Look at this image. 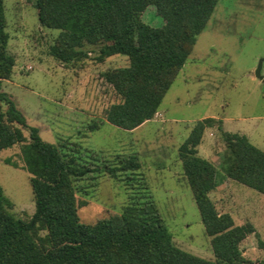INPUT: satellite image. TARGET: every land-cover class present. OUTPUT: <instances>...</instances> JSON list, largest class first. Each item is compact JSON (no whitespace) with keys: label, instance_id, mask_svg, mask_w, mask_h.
I'll return each instance as SVG.
<instances>
[{"label":"rangeland","instance_id":"374dc122","mask_svg":"<svg viewBox=\"0 0 264 264\" xmlns=\"http://www.w3.org/2000/svg\"><path fill=\"white\" fill-rule=\"evenodd\" d=\"M3 3L7 51L14 64L10 76L0 80V93L15 102L28 124L38 127L43 140L75 148L83 164L99 168L74 182L77 198L86 201L77 208L82 222L118 214L128 203H153L174 245L214 260L178 156V146L194 123L213 117L221 119L222 128L206 127L197 146L198 154L217 168L209 196L218 212L230 213L236 224L253 226L240 242L250 261L244 264L264 260V194L228 178L222 168V130L244 134L264 151V81L254 74L264 58V0H218L154 116L130 130L105 119L117 96L103 76L107 69L126 66L127 56L114 54L99 62L98 46H85V57L60 61L49 53L60 31L39 23L33 2ZM138 18L152 26L163 24L154 5ZM5 108L0 98V111ZM92 123L98 128L89 130ZM23 133L27 142L28 130ZM25 142L0 151V186L11 201L9 212L27 220L35 205L21 153ZM125 156H134L139 167L116 176L104 172L105 164Z\"/></svg>","mask_w":264,"mask_h":264},{"label":"trees","instance_id":"16d2710c","mask_svg":"<svg viewBox=\"0 0 264 264\" xmlns=\"http://www.w3.org/2000/svg\"><path fill=\"white\" fill-rule=\"evenodd\" d=\"M41 25L59 29L49 46L56 59L69 62L87 55L85 46H98L96 59L124 54L128 64L103 72L117 99L105 110V119L133 129L151 119L184 65L196 36L206 25L218 0H31ZM154 5L163 24L152 26L138 14ZM4 3L0 0V80L12 72L14 58L7 51ZM6 108L0 111V151L26 141L21 148L30 174L35 209L29 219L13 216L11 201L0 186V264H244L249 262L240 242L254 231L250 223L236 224L228 212H218L209 193L215 189L217 168L198 154L206 127L221 129V119L197 120L178 146L183 174L198 207L214 260L185 251L172 241L153 203H128L118 214L82 222L77 208L75 180L97 166L80 161L75 148L47 142L39 129L27 123L15 102L0 93ZM98 128L97 123L89 130ZM223 132L225 175L264 194V151L246 135ZM10 162L9 159H6ZM139 167L134 156L105 164L104 172ZM44 230L45 234L40 235ZM258 264H264L260 260Z\"/></svg>","mask_w":264,"mask_h":264},{"label":"water","instance_id":"95a60500","mask_svg":"<svg viewBox=\"0 0 264 264\" xmlns=\"http://www.w3.org/2000/svg\"><path fill=\"white\" fill-rule=\"evenodd\" d=\"M264 58H260L258 61V64L254 70V74L257 78H259L260 80L264 81V75L261 73V69H262V62H263Z\"/></svg>","mask_w":264,"mask_h":264},{"label":"crops","instance_id":"0c3cea01","mask_svg":"<svg viewBox=\"0 0 264 264\" xmlns=\"http://www.w3.org/2000/svg\"><path fill=\"white\" fill-rule=\"evenodd\" d=\"M144 122H145V121H144ZM144 122H143V123H144ZM143 123H142V124H143ZM140 125H141V124H140ZM140 125H138V126H140ZM138 126H137V127H138ZM135 128H136V127H135ZM133 129H134V128H133Z\"/></svg>","mask_w":264,"mask_h":264},{"label":"built area","instance_id":"2783aa9c","mask_svg":"<svg viewBox=\"0 0 264 264\" xmlns=\"http://www.w3.org/2000/svg\"><path fill=\"white\" fill-rule=\"evenodd\" d=\"M262 70V69H261Z\"/></svg>","mask_w":264,"mask_h":264}]
</instances>
